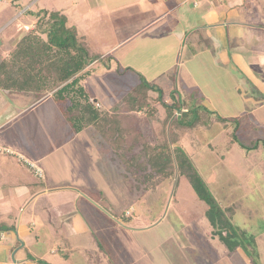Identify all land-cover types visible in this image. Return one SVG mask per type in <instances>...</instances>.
<instances>
[{"label": "crops", "instance_id": "0c3cea01", "mask_svg": "<svg viewBox=\"0 0 264 264\" xmlns=\"http://www.w3.org/2000/svg\"><path fill=\"white\" fill-rule=\"evenodd\" d=\"M8 2L22 9L4 18L0 24V65L10 62L27 34L36 33L41 37L43 41L37 42V47L46 41L45 29L50 13L54 19L63 16L65 26L75 30L89 55L97 56L79 75L89 97L98 101L101 107L97 95L85 82L91 77L101 78L110 73H131L135 79L143 78L152 85H160L165 108L174 106L178 112H185L186 108L178 101L173 78L169 79L177 73L179 65L196 64L197 49L210 54L215 65L227 66L234 62L246 80L258 82L259 89L264 90L263 81L255 79L254 75L255 67L264 65V0ZM2 10L0 6V19ZM38 16L46 23L42 27L37 25ZM254 42L260 46L258 50L251 47ZM207 45H211V52ZM185 49L188 54L183 60ZM59 56L51 54L48 58H38H43L42 67L39 64L37 70L43 79L41 82H46V64L53 66ZM50 72L57 73L54 68ZM256 75L264 80L262 71ZM48 97L53 99L52 92L38 95L30 90L0 85V146L9 150L0 151V264H111V261L112 264H123L116 261L123 257L131 264H138L141 256H132L128 251L126 254V250L119 248L116 253L109 250L106 246L111 240L100 235L97 238L95 230L90 228L94 222L79 215L75 205L78 195L102 198L83 179L80 187L77 185L79 177L90 174L87 171L81 176L74 167V156L85 161L89 157L86 144L78 142L79 134L88 127L74 131L53 99L57 114L64 119L59 121L61 128L60 125L59 129L54 128L45 113L43 118L37 114V106L46 103ZM107 148L101 145L99 155H106ZM100 159L96 156L94 161L89 160L95 164ZM26 160L36 164L42 170V176H37ZM100 177L103 179L102 175ZM126 210L130 212L132 208ZM142 230L148 231L150 227ZM207 231L217 256H222L223 251L230 253L218 237L212 235L211 227ZM117 245H121L119 239ZM151 258L158 264L156 257ZM209 263L215 264V260L204 261V264Z\"/></svg>", "mask_w": 264, "mask_h": 264}, {"label": "rangeland", "instance_id": "374dc122", "mask_svg": "<svg viewBox=\"0 0 264 264\" xmlns=\"http://www.w3.org/2000/svg\"><path fill=\"white\" fill-rule=\"evenodd\" d=\"M0 6L4 9L0 24L4 18L22 9L8 0H3ZM250 45L254 49L260 47L257 42ZM207 47L211 52V45ZM187 50L183 51V60ZM197 52L200 55L194 60L196 64L179 65L177 73L169 79L173 78L178 101L182 103L180 106L188 110L183 114L178 109L165 108L162 100L156 98L157 94L161 96L158 87L151 89L152 82L135 79L131 73L91 77L85 85L97 95L106 111L132 88L139 93V101L147 97L155 114L149 118L143 112L139 113V126L149 138L154 131L161 134L165 112L173 111L171 120L174 118L181 122V127H186L176 144L192 159L216 204L222 209L237 207L232 223L236 229L245 230V244L251 250L245 253L238 248L236 252L223 251L222 256H217L207 231L213 228L205 215L208 205L198 198L184 176L177 180L176 176L173 180L167 179L153 191H129L123 182V164L114 160L109 151L99 155L100 146L108 147V144L94 127L79 134L78 142L86 144L89 157L85 161L74 156V167L81 176L90 171L83 178L79 177L78 187L83 179L102 198L78 195L75 205L80 216L94 222L90 228L95 230L97 238L100 235L111 240L106 246L109 250L116 253L119 248L126 250V254L128 251L132 256H141L138 264H152L151 256L157 258L158 264L157 260L161 264H204V261L213 260L215 264H264V90L259 89L258 82L246 80L234 62L227 66L215 65L210 54L202 53L200 49ZM258 68L256 66L254 71L260 70L264 74V65ZM256 73L255 79L262 80L264 85V80ZM46 101L37 106V114L43 118L45 113L54 128L59 129L58 125L61 128L62 115L57 114L53 99L48 97ZM57 107L61 108L59 104ZM169 123L165 129L167 139ZM177 127L174 124L179 131ZM96 156L101 159L92 164L89 159L94 161ZM130 208L132 210L125 213ZM147 227L150 230H142ZM118 239L121 245H117ZM124 258L116 261L131 264Z\"/></svg>", "mask_w": 264, "mask_h": 264}, {"label": "trees", "instance_id": "16d2710c", "mask_svg": "<svg viewBox=\"0 0 264 264\" xmlns=\"http://www.w3.org/2000/svg\"><path fill=\"white\" fill-rule=\"evenodd\" d=\"M49 16V25L45 29L46 41L37 47V42L43 41L41 37L36 33L27 34L18 44L10 62H3L0 65V85L17 90H30L38 95L46 91L52 92L53 99L61 106L63 115L74 131L94 127L100 137L106 140L110 155L124 166L122 173L124 183L131 192L134 189L153 191L162 182L167 179L173 180L175 176L176 180L179 176L187 178L198 198L208 205L205 215L213 227L212 235L217 236L230 253L238 248L247 253L249 249L245 244L247 234L245 230L236 229L232 223L237 207L227 206L222 209L216 204L208 184L194 162L185 149L176 144L181 140L186 127H181V122L174 118L171 120L174 112H166L162 118L161 134L157 135L154 131L152 138H149L139 126V113L143 112L150 118L155 112H152L147 97H142V102L139 101V93L135 92V89L125 94L107 111L91 103L89 95L80 83L82 76L79 73L97 56L89 55L85 46L76 37L75 30L65 26L63 16L58 15L55 19L51 13ZM38 19L37 25L40 27L46 24L41 16H38ZM53 47H56V50L53 51ZM51 54L60 55L56 58L58 62L55 63L54 60L53 66L46 64V82H41L43 79L37 70L39 64L40 68L42 67L43 58L41 60L38 58L43 56L48 58ZM53 68L57 73L51 74ZM157 87L150 85L151 89ZM158 89L161 94L159 87ZM158 98L161 99V96ZM167 108L175 111L174 106ZM168 123L167 139L165 129ZM174 124L180 128L179 131L174 128ZM172 136L175 138L172 139Z\"/></svg>", "mask_w": 264, "mask_h": 264}, {"label": "built area", "instance_id": "2783aa9c", "mask_svg": "<svg viewBox=\"0 0 264 264\" xmlns=\"http://www.w3.org/2000/svg\"><path fill=\"white\" fill-rule=\"evenodd\" d=\"M1 1H2V0H0V3H1ZM90 102L93 103V104H95V106L100 107V104H99L98 101H96V100L90 98ZM0 151L9 152L8 149H6V148H4V147H1V146H0ZM20 157H21L22 159H24L22 156H20ZM26 161H27V160H26ZM27 163L29 164V166H30L32 169H34L35 174H36L37 176H39V177L42 176V170H41L36 164H34V163H32V162H29V161H27ZM126 213L128 214L129 211L127 210Z\"/></svg>", "mask_w": 264, "mask_h": 264}]
</instances>
